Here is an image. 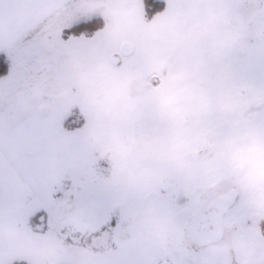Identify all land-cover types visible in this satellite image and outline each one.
Masks as SVG:
<instances>
[{
	"label": "rangeland",
	"instance_id": "rangeland-1",
	"mask_svg": "<svg viewBox=\"0 0 264 264\" xmlns=\"http://www.w3.org/2000/svg\"><path fill=\"white\" fill-rule=\"evenodd\" d=\"M164 1L74 0L42 22L27 51L43 62L58 25L62 71L0 100V264H264V0ZM230 186L219 240H195ZM53 202L51 228L30 219ZM113 208L121 224L98 232Z\"/></svg>",
	"mask_w": 264,
	"mask_h": 264
},
{
	"label": "crops",
	"instance_id": "crops-1",
	"mask_svg": "<svg viewBox=\"0 0 264 264\" xmlns=\"http://www.w3.org/2000/svg\"><path fill=\"white\" fill-rule=\"evenodd\" d=\"M84 1L90 3L92 0ZM73 2L74 0H0V51H5L12 60L11 72L0 78V100L8 102L14 98L13 95H16L15 89L6 90L4 89L6 87L57 86L58 83L50 82L48 75L55 67L61 70L59 65H63L64 40L62 34H59L64 29L62 28L58 33V25L53 24L52 36L57 40L53 41L51 48H48L49 44L40 45L44 50L43 62L33 60L36 55L29 53L31 50L28 46L29 43H36L35 40L49 36L40 29L42 22L50 17L53 18L64 9H67V15L73 14ZM42 70H45L46 74L41 75L38 81L34 80V76ZM18 74H20V83L14 85L13 82ZM3 96L5 97L2 98Z\"/></svg>",
	"mask_w": 264,
	"mask_h": 264
},
{
	"label": "flooded vegetation",
	"instance_id": "flooded-vegetation-1",
	"mask_svg": "<svg viewBox=\"0 0 264 264\" xmlns=\"http://www.w3.org/2000/svg\"><path fill=\"white\" fill-rule=\"evenodd\" d=\"M236 191L233 187H228L225 191L210 199L203 209H201L189 224L192 236L196 238L210 239L219 237L223 225L222 219L235 200ZM219 240V238H218ZM203 242V240H200Z\"/></svg>",
	"mask_w": 264,
	"mask_h": 264
},
{
	"label": "snow or ice",
	"instance_id": "snow-or-ice-1",
	"mask_svg": "<svg viewBox=\"0 0 264 264\" xmlns=\"http://www.w3.org/2000/svg\"><path fill=\"white\" fill-rule=\"evenodd\" d=\"M6 71V70H4ZM88 199V194L85 193L79 197L78 206L83 210L86 207ZM176 204L180 211L187 212L190 208V205H181L180 204V196L177 195L176 197ZM58 209L55 206V203H48V204H41L36 206L32 212L30 219L44 221L48 224V227L51 228L54 222V219L57 215ZM124 218V210L123 209H116L113 208L112 210L108 211L106 214L105 219L100 224L98 228V232L104 233L107 232L109 229H115L119 227L122 220Z\"/></svg>",
	"mask_w": 264,
	"mask_h": 264
},
{
	"label": "trees",
	"instance_id": "trees-1",
	"mask_svg": "<svg viewBox=\"0 0 264 264\" xmlns=\"http://www.w3.org/2000/svg\"><path fill=\"white\" fill-rule=\"evenodd\" d=\"M144 6L148 15H154L165 7L164 0H144ZM103 22L102 16H95L76 22L70 27L72 33H93L98 30ZM12 60L5 51H0V78L10 73ZM6 70V71H4Z\"/></svg>",
	"mask_w": 264,
	"mask_h": 264
},
{
	"label": "water",
	"instance_id": "water-1",
	"mask_svg": "<svg viewBox=\"0 0 264 264\" xmlns=\"http://www.w3.org/2000/svg\"><path fill=\"white\" fill-rule=\"evenodd\" d=\"M133 50H134V45L131 42L126 41L123 43L122 48H121V52L123 54H126V55L131 54Z\"/></svg>",
	"mask_w": 264,
	"mask_h": 264
}]
</instances>
